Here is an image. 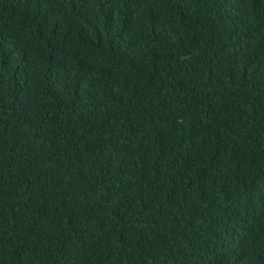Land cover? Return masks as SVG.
Returning a JSON list of instances; mask_svg holds the SVG:
<instances>
[{
    "label": "trees",
    "instance_id": "16d2710c",
    "mask_svg": "<svg viewBox=\"0 0 264 264\" xmlns=\"http://www.w3.org/2000/svg\"><path fill=\"white\" fill-rule=\"evenodd\" d=\"M0 264H264V0H0Z\"/></svg>",
    "mask_w": 264,
    "mask_h": 264
}]
</instances>
